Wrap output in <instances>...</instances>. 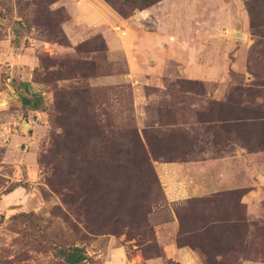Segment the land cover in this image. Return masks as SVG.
Here are the masks:
<instances>
[{
    "label": "rangeland",
    "instance_id": "1",
    "mask_svg": "<svg viewBox=\"0 0 264 264\" xmlns=\"http://www.w3.org/2000/svg\"><path fill=\"white\" fill-rule=\"evenodd\" d=\"M210 1L191 15L184 0H0V264H68L63 253L76 247L81 264H183L156 230L171 219L157 163L264 148V0H243L249 18L237 16V42L215 21L209 48L201 29L218 7ZM168 21L177 29L170 63L158 39L145 40L142 54L124 40L134 27L165 32ZM233 116L256 118L218 122ZM203 171L216 179L214 167ZM262 190L174 207L192 264L264 262ZM247 196L257 201L249 215L239 202Z\"/></svg>",
    "mask_w": 264,
    "mask_h": 264
},
{
    "label": "crops",
    "instance_id": "2",
    "mask_svg": "<svg viewBox=\"0 0 264 264\" xmlns=\"http://www.w3.org/2000/svg\"><path fill=\"white\" fill-rule=\"evenodd\" d=\"M175 0H169L170 2H174ZM182 0H180L181 2ZM210 0H207L208 4V10L210 7ZM163 5H167L163 2ZM161 5V6H163ZM185 8L191 11V15L199 13V10L203 12L205 11V5L199 2V0H184L183 4ZM243 6H245V2L243 0H218V7L213 10V12H210V15L205 19V23L202 26L201 32L202 38L206 37H212V29L213 23L215 21L218 22V25L216 27L217 32H221L223 34L231 36L235 42L238 40H241L244 38L245 30H239L241 28V25L239 23V19L242 17H239L237 20V16H243L245 18H249V16H246V10L243 9ZM170 11V10H169ZM216 11V14H215ZM221 11L225 13L226 17L224 19H220L217 17V13ZM152 15H155L156 13L159 14L160 7L156 8L154 10L149 11ZM238 14V15H237ZM249 14V13H248ZM144 15L142 21H146L147 17ZM216 16V19L211 20V18H214ZM236 16V18H235ZM154 17V16H153ZM244 19V18H243ZM245 20V19H244ZM100 23L103 21V18L101 17L99 19ZM106 21V20H105ZM234 21H236L234 23ZM246 21V20H245ZM210 22V23H209ZM156 24L158 22H155ZM224 23V24H222ZM222 24V25H221ZM236 25V26H234ZM165 32H158V34L150 35L148 33L141 34L139 32V27H134V31H130V33H126L125 35V41L130 42L131 44H135V49H131L133 52L137 51V53L140 51L142 54V48L144 46L145 40L151 41L153 38L158 39V47L163 44L164 49L162 51V56L168 55L169 51H166L165 49H168L169 41L171 44H173L176 40L172 38L171 31H174L175 25L172 21L165 22L163 25ZM169 26V29H168ZM117 29H121V27L117 26ZM122 30V29H121ZM162 31V30H161ZM140 34H139V33ZM187 35V34H186ZM155 36V37H154ZM197 36V35H196ZM194 36V37H196ZM228 38V37H227ZM225 39V42L229 41ZM122 39V38H121ZM127 39V40H126ZM196 39V38H195ZM207 41H205L203 44H208V47H213V44L210 43L208 38H206ZM126 42V49L130 47V45H127ZM156 45V44H155ZM154 45V46H155ZM222 45V44H220ZM225 46V45H224ZM157 47V46H156ZM220 48V47H218ZM127 51V50H126ZM242 51V50H241ZM225 51H220L218 57L222 58L223 63L225 59ZM151 56V55H150ZM136 57V56H135ZM144 57L146 55L144 54ZM154 57V56H152ZM128 61L132 62L131 56L127 54ZM161 62L168 61L170 63L169 59L162 58L160 59ZM169 63L165 65V67L169 66ZM218 65L223 64H217V67L215 70H213V74L215 73V76L219 75V72L221 70H218ZM147 65L145 66V68ZM143 67V70L148 73H152V70H156L157 68L153 67H147L146 70ZM132 71V70H131ZM199 73V76H198ZM198 73L196 74V77L199 78H205L204 71L201 69L198 70ZM137 74V73H136ZM165 74V73H164ZM212 74V75H213ZM153 77H160L163 75L162 73L157 74H151ZM188 75V74H187ZM147 76V75H142ZM210 76V73H209ZM208 76V77H209ZM192 80V79H189ZM200 80V79H196ZM206 80V79H204ZM263 165L264 164V151L262 153L253 154V153H246L245 151H241L240 149H235V151L232 154L219 156L216 158L211 159H205V160H198V161H181V162H159L155 166L156 172L158 175V179L160 182V185L163 189L164 195H165V202L166 205L169 206L171 209V219L168 222H163L160 225L156 226L157 233L159 234H168L169 237H171L170 243L168 244V249L172 255H177L175 257V260L178 262H181L183 264H192V262L197 261L195 258L194 252L188 248L183 247L178 244V236L180 232V221L178 219L177 214L174 212V207L181 206L186 204L188 201L193 199H200L207 196H211L214 194L222 193V192H230V191H239V190H248L252 191L254 194L258 195L260 192H262L264 189V171L258 172L257 166L258 164ZM207 167H214L216 171V179L212 180H205V175L208 173L203 171L204 166ZM218 169V171H217ZM207 169L206 171H208ZM220 182L218 185L214 182ZM214 184V185H213ZM251 192V193H252ZM250 193V194H251ZM255 196V195H253ZM252 196V199H249V196L245 199H241L240 203L244 204L248 211V215L250 214V210H252L253 205L257 203L256 200H254ZM259 202V201H258ZM168 228L170 231H168ZM162 231V233H160ZM243 264H264V262H257V261H245Z\"/></svg>",
    "mask_w": 264,
    "mask_h": 264
},
{
    "label": "trees",
    "instance_id": "3",
    "mask_svg": "<svg viewBox=\"0 0 264 264\" xmlns=\"http://www.w3.org/2000/svg\"><path fill=\"white\" fill-rule=\"evenodd\" d=\"M102 37V36H101ZM103 38V37H102ZM104 40V39H103ZM191 85H195V84H197L198 82H196V80H189L188 81ZM31 102V100L30 99H24V103H25V105H26V103H30ZM39 102H41V100H37V103L36 104H34V106H33V108L34 109H38L39 108ZM234 118L233 119H218V122L220 121V123L222 124V123H226V124H228V126H233V127H238V125H237V123H239V122H246V123H248L249 121H254V118H256V117H236V116H233ZM253 118V119H252ZM236 131V130H235ZM139 137V136H138ZM137 137V138H138ZM139 142H140V144H142V146H143V141L141 140V138H139ZM235 144H240V143H235ZM236 145H234V151H235V149H237V147H235ZM237 146H239V145H237ZM240 147L243 149V150H245V151H247L246 149H247V147L246 146H243V145H240ZM144 148V147H143ZM256 150V149H255ZM263 151H264V148L262 149ZM251 151H254V150H251ZM252 153V152H251ZM205 159H211L210 157H206V158H202L201 160H205ZM199 159H196V160H192V161H198ZM191 161V160H190ZM161 162H175V161H169V160H164V161H161ZM146 163H149V160H148V158L146 157ZM149 165H150V163H149ZM242 191H244V190H239V191H230V193L231 192H242ZM227 192H222V193H218V194H216V195H223V194H226ZM205 198V197H204ZM200 199H203V198H200ZM200 199H198V200H200ZM194 200V199H193ZM241 200V199H240ZM191 201V200H190ZM222 201V204L224 205L225 204V201H223V200H221ZM189 202V201H188ZM240 202V201H239ZM227 204V203H226ZM247 211V210H246ZM247 215H248V211H247ZM225 221H227L228 223H234L235 222V217H234V215H231L230 217H229V219H225ZM241 222H245L246 223V221L245 220H241ZM183 230L184 229H182V225H181V229H180V232H179V235L181 236V235H184L185 233H183ZM202 237H204V236H202ZM63 255H64V257H65V260H66V262L68 263V264H81L84 260H85V254H84V251L82 250V249H79V248H74L71 252H69V253H66V252H64L63 253Z\"/></svg>",
    "mask_w": 264,
    "mask_h": 264
}]
</instances>
